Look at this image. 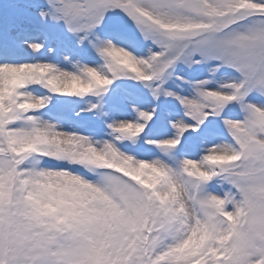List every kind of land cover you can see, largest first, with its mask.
Instances as JSON below:
<instances>
[{"label":"snow or ice","instance_id":"6c2138e0","mask_svg":"<svg viewBox=\"0 0 264 264\" xmlns=\"http://www.w3.org/2000/svg\"><path fill=\"white\" fill-rule=\"evenodd\" d=\"M0 264H264V0H0Z\"/></svg>","mask_w":264,"mask_h":264}]
</instances>
